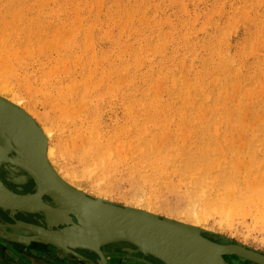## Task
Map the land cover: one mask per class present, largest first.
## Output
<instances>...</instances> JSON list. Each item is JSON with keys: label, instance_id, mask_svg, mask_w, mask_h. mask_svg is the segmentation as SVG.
I'll return each mask as SVG.
<instances>
[{"label": "rangeland", "instance_id": "rangeland-1", "mask_svg": "<svg viewBox=\"0 0 264 264\" xmlns=\"http://www.w3.org/2000/svg\"><path fill=\"white\" fill-rule=\"evenodd\" d=\"M5 1H6V3H5ZM98 1L99 0H80V1L79 0H65V1L64 0H49V1L48 0H41V1H38V0H0V34L3 32V30L5 32H6V30L8 31L6 36H5V34L3 36L1 35L2 39L1 38L0 39L3 41L0 40V45H3L7 41H10V40H15L14 42L17 43L19 41L20 37L22 36L21 33H22L23 29L24 30L28 29L34 35V37L25 35L26 38L32 39V41L30 42V45L27 49H29V51L34 49V52L33 51L31 52V53H33L32 55L29 54L30 53L29 51L27 53V50L26 51L24 50L25 52H23V51L21 52L22 57H20V58L23 59L22 60L23 66L17 65L19 68H16V69H18V70L14 69V71L15 70L17 71L16 75H19V77L17 78V76H15L14 78H16V79L12 78V79H14L12 81L13 82L12 86L18 90L17 93L19 94L20 98L21 99L24 98L21 101L22 104L28 110L30 109L34 113L37 112L36 118L39 122H41L44 125H46L47 122H49L48 126L51 127V129L55 135L53 145H55L54 143L56 142V146H55L56 151H57L56 152L57 153L56 159H58V161H56V163H57L56 165L58 166V169L62 168V173L67 174V170L70 168L69 169V171L71 172L70 177L73 178L72 176H74V174L76 173L75 177H77L78 179L81 178V181L84 183V184H82V182H81L82 186L84 185V187H83L84 190L87 191L91 195L99 196L100 194H103V196H108L109 198H111L115 202H118L121 204H132V199L134 197H138V198L144 197V201L145 200L148 201L149 199L154 201V202L160 201L172 209H178V208L183 209L187 205V203L189 202V199H190L189 197H191V199H192L194 196V193L190 191V188L194 187V186H198V185H189V182H188V179L186 178V175L183 174V170L185 169L186 164H188V163L192 164V162L195 163V159H200V163H202L201 157H202V160H204V161L206 160L208 162H213V161L215 162V165L212 169L211 176H210L211 180H213V182H215V183H217L220 180V177L222 176V174L223 175L225 173L227 174L230 166L234 162L237 163L240 161L243 164H241V167H240V163H239V167L241 168V170H239L240 168H238L239 173L241 175H243V174H248V172H250V174H251L250 178L256 179L258 172L261 170H264V163H263L264 159H263V162L257 164V162H259V160L261 161V159L264 156V141H263L264 140V113H263L264 112V80H263L264 79V20H263L264 19V0H252V1L251 0H143V1L142 0H129V1L128 0H117L118 2L116 0H104V1L102 0L103 4L99 1L101 3L100 5L102 6V8L98 7V6H100ZM141 1H142V3H140ZM45 2L49 7H47L46 4L44 6ZM42 3H43V5H42ZM97 3H98V6L96 5ZM40 4L42 5V7L43 6L44 7L41 8ZM65 4L67 5V7L65 6ZM91 4L93 5L92 7H91ZM29 6L30 7L33 6V8L32 7L29 8ZM63 6H65L66 9L63 8ZM146 6H147V8H146ZM251 6H252V8H251ZM26 7L28 9H31V10L33 9V11L28 10L27 13H23V11L24 12L26 11ZM37 7L39 8V10L37 9ZM90 7L92 8V10L89 11L88 9ZM241 7L243 8V10ZM67 8L69 10H67ZM98 8L101 9V11H100L101 13L97 12V11H99ZM145 8H146V10H145ZM17 10H18V12L19 11L22 12V14H21V12H19L20 13V16H18L19 18L17 17V14H18ZM122 10H123V12H122ZM56 11H58V12H56ZM245 11H246V15H245ZM48 12L50 14H48ZM60 12H61V15L58 14ZM78 12H79V14H78ZM76 13L78 14L77 16H79V17L81 16L82 19L79 18L80 20H77L76 18H78V17H76ZM128 13H131L130 17L127 16V15H129ZM36 14L38 15V17L36 16ZM134 14H135V16H134ZM194 14H196V15L194 16ZM57 15H59V16H57ZM143 15L145 17H143ZM70 16L73 18H71ZM98 16H100L99 17L100 19L98 18ZM131 16H132V20H133L132 24H131V22H132ZM253 16H255V17H253ZM35 17H36V19H35ZM127 17H129L130 19H128ZM150 17H152V18H150ZM11 18H12V20L8 21V19H11ZM14 18H18L17 21H19V22H16V24L13 23L15 21ZM56 18H58V19H56ZM68 18L70 19L69 22H68V20H69ZM2 19H4V21H2ZM31 19H33V20L31 21ZM46 19H47V21H46ZM59 19H61V20H59ZM119 19H121V20H119ZM127 19H128V23H125V22H127L126 21ZM239 19H240V21H239ZM72 20H73V22H72ZM236 20H237V22H236ZM101 21H103V22H101ZM112 21H114L115 24ZM163 21H165V23ZM194 21H196V23ZM7 22L9 24H7ZM65 22H67V23H65ZM78 22H79V24H81V25H79L80 28L77 27ZM228 22H229V25H227ZM92 23L94 25L96 23L95 28L93 27L94 25ZM5 24H6V27H4ZM12 24L15 25L14 28H12ZM130 24H131V27H130ZM88 25L89 26L91 25V27H92V29L90 27L89 31L93 30V32L90 31L91 33H93V35L92 34L90 35V38H92V37L94 38L93 39L94 43L92 41V45L94 46V44H95V46H94L95 52L92 51L93 49H91V46L89 47V44L91 45V43L86 44V42L90 39V38L86 39L87 37H89V36H87V33H89V32H87V28H86ZM123 25H125V26L122 28ZM193 25H196V27H193ZM136 26H137V28H136ZM202 26H204V27H202ZM64 28H66V29L70 28L71 30H73L72 31L73 34H70L68 37L66 36L65 40H64V35L62 34L63 37H62V40L60 39L61 40L60 41V40H58L59 39L58 34L61 35V33H62L61 31H63L62 29H64ZM72 28H74V29H72ZM76 28L79 29V32H78V29H76ZM217 28H218V30H217ZM12 29L14 30V32H11ZM138 29H140V30H138ZM197 29L199 30V32H197ZM34 30H35V32H34ZM56 30L58 31V34L56 33ZM108 30L109 31L111 30L110 35H109ZM229 30L230 31L232 30L231 33ZM76 31L78 32V35H76L77 37L74 36ZM132 31H134L135 33ZM54 32L56 33L54 35L55 36L57 35V38H55V36H54V38L52 37L53 41H55L56 43H58L60 41V44L58 43L60 45V47L57 45L58 47L55 48V50H54L55 52L52 51L53 48H51V47L53 46V44L51 45V42H53V41H52V38L50 39V37L52 36V34ZM66 32H68V34H69L70 30L69 31L67 30ZM165 32L167 33V35ZM196 32H197V34H196ZM209 32L211 33V35L209 34ZM40 33H41V36H40ZM107 33H108L109 37H108ZM212 33H214V35ZM224 33L227 35H224ZM71 35H73V38L71 37V41H70L69 37ZM224 36H227V37H224ZM43 38H44V41H43ZM73 39H74V41H73ZM84 39H86V40H84ZM147 39L149 41H147ZM49 40H51L50 43H48ZM186 40H187V42H186ZM202 40H203V44L200 43V42H202ZM46 42L51 47L47 46L48 44L46 45ZM88 42H90V41H88ZM244 42H246V45ZM129 43H131V44H129ZM252 43H253V46L251 45ZM39 44H40V46H39ZM82 44L87 45V48H86L87 50L83 49V51H82V47H81ZM44 45H45V47H44ZM116 45H118V47L119 46L120 47L118 48ZM126 45H127V47H126ZM129 45H131V46H129ZM37 46L39 48L42 47V49H43L42 52H44V53H41L40 55L38 54V57H37V52L40 53L41 49L39 50V48H38L36 50ZM54 46H55V43H54ZM61 46H62V48H61ZM163 46L165 47V49ZM207 46H208V49L205 48ZM211 46H212V48H211ZM244 46H246V47H244ZM46 47L47 48L49 47L51 50L50 51L48 49L45 50ZM201 47H203L204 49ZM241 47H244V48H241ZM31 48H33V49H31ZM239 48H240V50H239ZM56 49H58V50H56ZM243 49H244V51L246 50L245 54H244ZM255 49H256V51H255ZM138 50H139V52H138ZM252 51L254 53H251ZM156 52H157V54H156ZM138 53L143 55V56L138 55ZM63 54H65V55H63ZM75 54L76 55H82L81 56L82 58L80 56H78V58L79 57L81 58V61H80V59L78 60L80 62L77 61V66H75L76 63H75V65L71 63V60L75 61L78 59V58H75V56H76ZM92 54H94V56L96 54L95 58H97L96 60H98V61L102 57L104 59L102 61H99V62L97 61L98 63H96L97 64V66H96V64H95L96 60L95 59H92V61H90L91 57L93 56ZM23 55H25V56H23ZM61 55H63V56H61ZM107 55H108V57H107ZM116 55H118V56H116ZM244 55H245V57H244ZM32 56H35V60H34V57H32ZM123 56H124V58H122ZM139 56H141L143 59L141 57L139 59ZM205 56H208V57L206 58ZM209 56H211V57L209 58ZM119 57H120V59H119ZM150 57H152V59ZM212 57H214L216 61ZM51 58L54 60H51ZM65 58H67L68 60H67V63L64 65V63L62 61ZM183 58H185V60ZM192 58H194V59H192ZM88 59H89V62L91 63V65L93 64L92 67L95 66V68H93V69H95L93 71V73H96V74L99 73L101 76L103 74L107 75L109 73L108 70H111V72L114 70L115 73L122 74V72L125 71V69H123V65H124V67L127 65L126 66V69L128 67L127 76H125V74H124L126 71L123 73L124 77H123V75H121V76L125 79H128V80L131 79L135 83L134 85L137 88V90H136L137 91L136 92L137 93V102L135 104L134 103L132 104L133 105V108H132L133 114L131 116H129L126 113L127 107H130L129 104L128 105L124 104V105H126V107H125L124 105H121L119 103L120 102L119 100H113L114 102L111 100L112 101L111 105L113 107H116L117 105L118 106L116 108H113L111 106H110L111 107L110 108L108 106L107 109H104L105 112H104L103 118L98 123L100 127L98 126L96 128V130L98 132H96L95 129H93L95 126V123H93L90 119H89L90 123H87L84 126V128H79V127L75 126L73 124V122L71 121V119H68L70 117H67L66 120H64V118L61 117V121H60L59 109L56 108L57 107L56 104H57V100H58V94H60V95H61V93H62V95L66 94V93H63L62 91L60 92V88H61L60 84L61 83L60 82L58 83L59 79L62 78L63 76L67 77L68 75H71L70 73L73 70H78L79 72L82 70H84V71L88 70V66L85 63V61ZM108 59H109V63H108ZM191 60H192V62H191ZM221 60H223V62ZM26 61H28V62H26ZM34 61H36L37 63ZM135 61H136V64H135ZM231 61L234 63H232ZM68 62H69L68 66H73L72 69L66 68V72L62 71L63 67L65 68V66L68 64ZM203 62H204V64H203ZM82 63L84 64L83 67L81 65ZM110 63H115L113 69L110 66ZM128 64L130 66H128ZM141 64H142V66H141ZM55 65H57L58 71H59L58 73H61L60 75L57 73V71L55 69H53L55 67ZM57 67H56V69H57ZM103 68H104V70H103ZM161 68H162V70H161ZM27 69H29L30 71ZM48 69H51V72L53 70H55L54 72H56L55 74L57 76L55 77L54 73L52 72L53 76L50 75L51 77H49V80H52L51 82H53V84L44 87L42 85V78L43 77L42 78H40V77L42 76V73ZM68 69L71 71H69ZM202 69H204V70H202ZM248 69H249V71H248ZM29 72H30V74H29ZM32 72L36 73V74H34L35 76L32 74ZM24 73H28V74H24ZM67 73H69V74H67ZM205 73H206V75H205ZM195 76H197V77H195ZM10 77H11V75H10ZM24 77L28 78V79H23ZM35 77H36V79H35ZM145 77H146V81H145ZM201 77H202V79H201ZM203 77H205L204 80H203ZM150 80L152 83L150 82ZM214 80H216V82ZM29 81L31 83L32 82L34 83V84L32 83V87H30L31 84L29 85ZM105 81H106V78H105ZM138 81H139V83H138ZM140 81H142V82H140ZM239 81H241V85H240ZM12 82H11V84H12ZM157 83L160 85L158 86ZM194 83H195V85H194ZM234 83H235V85L237 84V86H235ZM54 84H55V86H54ZM260 84H262V85L260 86ZM27 85L29 86L28 88L30 90H28ZM39 85L41 88L39 87ZM183 85H185V87ZM187 85H189V87H187ZM37 86H38V88H36ZM61 86H63V85H61ZM34 87L37 90H35ZM53 87H55V88H53ZM181 87H183V88H181ZM56 88L59 89V93H58V90ZM149 88H151L152 91ZM187 88H189V89H187ZM181 89H182V91L180 92ZM235 89H236V91H235ZM248 89H250V90L248 91ZM34 90L38 92L37 95H35ZM41 90L47 91V92L44 93ZM48 90H49V92H48ZM153 90H154V92H153ZM186 90L187 91L189 90V92H188L189 97L186 96L187 95ZM224 91H225V93H224ZM51 92H52V94H50ZM150 92H152V93H150ZM247 92H249L248 95H246ZM251 93H252V95H251ZM229 94H231V95H229ZM233 94H235L234 98H233ZM52 95H53V97H52ZM151 95H152V97H150ZM19 96H18V98H19ZM196 96H197V98H196ZM205 96H207V97H205ZM29 97H31V99H29ZM155 97L159 98V99H156ZM37 98H38V100H37ZM161 98H162V100H161ZM206 98H208V99H206ZM237 98H239V99H237ZM249 98L251 99V101H249L250 100ZM26 99H28V100H26ZM183 99H185V100H183ZM173 101H175V102H173ZM43 102H44V104H43ZM117 102H118V104H117ZM142 102H143V107L141 106ZM185 102H186V104H185ZM155 103L157 105H155ZM181 106H184V107H181ZM215 107H217V109H215ZM45 110L48 112V114L46 113ZM134 110H135V112H134ZM182 110L183 111L185 110V111L182 112ZM42 111L43 112L45 111L44 113H46L47 116H45L44 113H42ZM204 111H206V112H204ZM201 112H204L203 113L204 115ZM138 113H140V114H138ZM200 113L203 116H205V114H206V118L202 117V115L200 116ZM229 113L231 114V117H230ZM115 114H117V115L115 116ZM136 114H138V115H136ZM260 114H261V116L263 114V116H262L263 118L260 116ZM51 115L53 116V118ZM133 115L135 117H133ZM40 117L43 118V121L40 120L41 119ZM45 117H47V119H49V120L46 121ZM79 117H80V115L78 116V118ZM172 117H173V119H172ZM258 117H260V118L258 119ZM244 118H246V119H244ZM51 119H52V121H51ZM113 119H114V122H113ZM115 119H116V121H115ZM135 120H137L138 122L137 121L134 122ZM165 120H167V121H165ZM244 120L246 123L244 122ZM86 121L88 122L87 119H86ZM230 121H231V123H230ZM155 122H156V124H155ZM62 123H64V124H62ZM239 123H240V125H239ZM54 124L56 127L54 126ZM128 125L131 129L128 127ZM144 125H145L146 129L144 128ZM148 125H150V126H148ZM214 125L218 126L217 130H214V129H216L214 127ZM247 125H250V127H248ZM253 126H254V128H253ZM143 128L145 129L144 132H143V130H144ZM79 129H81L82 135L85 134L87 136L86 137L87 140L84 141V144H83V142L81 143V141H82V138L84 139L85 135H84V137L83 136L81 137V140H80L81 135L80 136L75 135L76 133L80 132ZM90 129H91V131H90ZM98 129H100V130H98ZM128 129H130L131 131L127 132V131H129ZM136 129H137V131H136ZM207 129L209 130V132ZM242 129L243 130L246 129V130L243 131ZM261 129H262V131H261ZM122 130H125V131H122ZM146 130L148 132H146ZM167 130H168V132H167ZM86 131L87 132L90 131L89 132L90 134H88ZM214 131L215 132L217 131V132L215 133ZM239 131H242L243 134H241ZM63 132H64V134H63ZM95 132L97 133V135L99 133V135L101 137V138L99 137V140H102V144L99 142L98 139H96L97 136H96ZM120 132H124V133L121 134ZM202 133H203V135H202ZM213 133H214V136H213L214 138L212 137ZM233 133H234V135H233ZM138 134H140V135H138ZM205 134L207 135V138H206ZM72 135L75 137L74 139H73ZM89 135H91V136L88 137ZM115 135H116V138H115ZM161 135H163V136H161ZM135 136L136 137L139 136L138 139H136ZM140 136H141V138H140ZM130 137L133 139V141L130 140ZM144 137H145V139H144ZM199 137H200V139H201V137H203L202 140L203 139L204 140L201 141L199 139ZM204 137L209 142H207ZM88 138L89 139L91 138V140H88ZM121 139H122V141L124 140L123 142H125L124 143L125 145L122 144ZM127 139L132 142V145L129 143L131 145L130 147L128 146V142H130V141H128ZM147 139H148V141H147ZM261 139H263V140L261 141ZM74 140H76V141L74 142ZM137 140L139 142L138 144H137ZM57 141H60V142H57ZM94 141H96V142L94 143ZM108 141L111 142V144ZM117 142H119V143H117ZM148 142H150V143L148 144ZM58 143H60V145H58ZM120 143L122 144V146L125 147V148H123V147L121 148V149H124L123 150L124 152L121 151V149H119L121 147ZM239 143H240V145H239ZM61 144H63V145H61ZM66 144L68 145V147L66 146ZM70 144H72L74 147H72V145L70 146ZM99 144H101V145L99 146ZM106 144L109 146L107 147ZM204 144H206V145H204ZM89 145L90 146L94 145V148H92L90 150L91 152L89 151V149H90ZM115 145H117L118 147L116 146L117 148H115ZM148 145H150L151 147L149 148ZM156 145L158 147H160V149L158 147H156ZM229 145H231V146H229ZM60 146H62V147H60ZM64 146L67 147V149L64 148ZM173 146H174V148H172ZM201 146L202 147L208 146L207 147L208 149L205 147V149L208 151V153H207V151H205L204 148L201 149L202 148ZM86 147L88 148L87 150H86ZM98 147H99V149H98ZM141 147H142L143 151L140 150ZM240 147H242V148H240ZM255 147H256V150H255ZM59 148L62 149L63 151H65L64 152L65 155L62 151L60 152ZM107 148H108V150H106ZM170 148L172 149V151L175 149V153H173ZM251 148L253 149L252 151H251ZM72 149H74V150H72ZM109 149H111V151H112L111 155H109L107 153L108 157L111 156V158H109L110 160L106 158L107 157L106 151L110 153ZM150 149H152V150H150ZM187 149H189V150L187 151ZM220 149H221V151H220ZM230 149H231V151H230ZM149 150H150V152H149ZM237 150H238V152H237ZM72 151H74V154H75V152H77V154L74 155L72 153ZM85 151L87 153L88 152H90V153L86 154ZM126 151L127 152L130 151V153H127V154H129L127 157L125 156ZM93 152L95 153L94 155H93ZM133 152H136V155H135V153L133 155ZM199 152H200V154H199ZM220 152H221V156H220ZM256 152H257V154H255ZM59 153L60 154L62 153L64 155L65 159L62 158L63 157L62 154L60 155ZM98 153H99V156H98ZM182 153H183V155H182ZM191 153H193V155H191ZM84 154H85V157L81 158V156H83ZM167 154H170V155H167ZM214 154H215V156H214ZM103 155L105 156V158L103 157L104 159L101 157ZM199 155H201V156H199ZM204 155L205 156L209 155V156L205 157ZM230 155H232V156H230ZM162 156L165 158H163ZM169 156H170V161L168 162ZM192 156L194 157L193 160H192ZM195 156H197L198 158ZM229 156L231 158L232 157L233 158L231 159ZM93 157H95V158H93ZM158 157L160 159L163 158V159H161L162 162ZM166 157L168 158V160ZM221 157L223 158L224 161L221 160ZM241 157H242V159H241ZM100 158H101V160H100ZM219 158L221 161L218 163L216 161L217 160L219 161ZM258 158H259V160L257 161L256 159H258ZM62 159H64L65 161ZM102 159L106 161L107 167L104 165L103 168H105V171L108 170V172H109V174L107 173L108 176H105V175H104L105 177L101 176V174L102 173L104 174L105 171H103V170L100 171V168H98L99 169L98 172L94 173L91 177H88V175L85 174L86 172H84V170L86 168L88 169V167L94 161H97L98 164L100 165L101 164L100 161H102ZM146 159H149V160L147 161ZM164 159L167 160L166 161L167 163L164 162L165 161ZM144 160H145V162H144ZM230 160H232V161H230ZM157 161L161 162L162 164L165 163L163 165L165 172H162L161 174H159L160 178L166 177L169 179L168 181L171 182L170 184L175 183L176 185H178V184L180 185V186H177V189H176L175 185H173L175 188H173L172 192L169 191L170 190L169 188L171 187V185H167L165 183L162 184V183H158V182H149V181L144 179L146 181L145 182L142 179L144 177L149 178L152 175V172L154 170L153 164L157 163ZM9 163L12 164L11 162H9ZM142 163H144V164L142 165ZM184 163H185V165H184ZM217 163L219 164V168L218 167L216 168V166H218ZM221 163H224V164H221ZM253 163H254V165H253ZM139 164H141L143 167L139 168L140 167ZM228 164H229V166H228ZM73 165H75V167L77 169L75 167H73ZM133 165H134V167H133ZM174 165H177V166H174ZM257 165H258V167H257ZM243 166H244L245 170H244ZM224 167L227 171L224 169ZM249 167L250 168L252 167L251 170L249 169ZM15 168L18 169V166L15 165ZM107 168H109V169H107ZM132 168H133V170H132ZM182 168H183V170H181ZM214 168H215V170H214ZM87 169H86V171H87ZM218 169H220V170H218ZM221 169H222V171H221ZM112 170L113 171L115 170V171L113 172ZM74 171H75V173H74ZM133 171H134V173H133ZM220 172H222V173H220ZM130 174L133 175V178H132L133 182H131L132 175L130 177L129 176ZM203 174L205 175L204 170L195 171L194 177L196 178V181H198V178L204 177ZM212 174H214V176L217 174L216 175L217 178L219 176L220 177L218 179L217 178L215 179V177L212 176ZM143 175H144V177H142ZM115 176L118 177L120 180L118 178H115ZM126 176H128L127 180H126ZM2 177H4L7 180V178L4 174H2ZM99 177L100 178L102 177L104 181L100 182ZM180 177H182L181 182H185V181L186 182L183 184L181 182L178 183V181H180L179 180ZM171 178H172V180H170ZM74 180H77V179L75 178ZM78 181H80V179ZM95 181L97 182L96 184H95ZM119 181H120V183H118ZM121 181H123V182H121ZM7 182L11 183L18 190H23V188L20 189L21 187L30 186L28 183L19 185V184H14L10 181H7ZM101 183H103L104 185ZM134 183H135V185H134ZM131 184H133L132 188L130 187ZM118 185H119V188L117 187ZM138 185L141 186L142 188L138 187ZM31 186L35 187V185H31ZM101 186H103V187H101ZM112 186H114V187H112ZM228 186L230 189L228 188ZM233 186L234 187L236 186V187L234 188ZM233 186L232 185H213V187H215V188L217 187L221 191H228V192L230 191L229 192L231 194L230 196H232L234 198L235 195L239 196L242 194L241 192H243V189H242L243 185H233ZM254 186H256L255 188H257V186H258V190L255 189V191H256L255 193H257V191H258V193H260L261 190H263V194H264V188H262V187H264V185H254ZM260 186H262V187L259 189ZM98 187H100L103 192ZM178 187H179V189H178ZM250 187L252 189L254 188L253 185H250ZM128 188H129V190H128ZM233 188L236 191L233 190ZM105 189L107 190L106 192H108V193H106L104 191ZM141 189L144 192H142ZM112 191H113V193H111ZM132 191H134V192H132ZM234 191H235V193H232ZM105 193H106V195H105ZM138 193H140V194L138 195ZM133 194H134V196H133ZM123 195H126V196H123ZM215 198H216V193H215V191H213L207 195V197L205 198L206 199L205 201L206 202L212 201ZM233 198H232V200H233ZM169 204H171V205H169ZM0 210L3 213V215L0 214V224H1V226H0V264H98L96 262V260L98 259V256H96L93 252H89V251L86 252L87 250H82V251H85L84 254L78 252L77 250H71L70 252H64V251H61L60 249H57V248L50 246V244H48V243H43L41 241L32 240L31 238H32L33 234L30 231H28L27 229H25V227L22 228V226L20 227L18 225L16 219L13 216L14 214H17L15 211H10L8 209H3L1 207H0ZM236 211H237V213H239L238 214L239 216L236 215ZM246 211H245V213H248V211H250V212L252 211V212L250 215L246 214L247 216H245V217L243 216V214H242V216H240V210H238V209L234 211V214H233V212H232V214L229 213V215H228L229 217H231V215L236 216V217H233V219L228 218V216L226 217V218H228V223L230 225L226 224V222L224 221V220H226L224 215L219 214V213H217V215H216V213H215L212 216L211 215L208 216L206 218V220H204L205 221L204 227L208 230V232H211V233L217 235L218 241L228 242L229 240H231L232 242H235V243L241 242L243 244H246L247 246L249 245V247H251V248H255V249L259 250L260 252H264V230H263L264 229V222L259 220L258 216H257V218L256 217L254 218L253 215L258 213V211L256 213H254V211H256L254 208H253V210L250 209V210H246ZM19 213L22 214L23 216L27 217V218L29 217V218H32V219L37 220L38 222L42 223V219H41L40 214H28V213H21V212H19ZM158 213L160 215L165 214L163 216L167 215L166 212H164L163 210L158 211ZM38 215L40 216V218H38L39 217ZM221 218H223V220ZM257 219L259 221H257ZM231 220L233 221V224L231 223L232 222ZM223 222H225V224H226V226H224L225 224L223 225L224 227L222 226V224L220 225V223H223ZM256 222H257V224H256ZM258 222H259V224L263 223V224H261V226L263 225L262 226L263 232L260 231L261 226L258 225ZM231 224H232V227H231ZM247 225H249V226H247ZM253 225L255 228L253 227ZM256 225H258V226H256ZM16 240H18V241H16ZM104 248H106L105 251L107 253L112 254L111 256L109 255L110 256L109 260H110V262L113 261V264L115 262H119L116 259L122 258L121 255H128L129 254V253H127L126 250L123 249L124 247L123 248L121 247V245L117 246L115 244H112V245L106 246ZM107 250H109V251H107ZM134 264H141V263H134Z\"/></svg>", "mask_w": 264, "mask_h": 264}, {"label": "bare ground", "instance_id": "bare-ground-1", "mask_svg": "<svg viewBox=\"0 0 264 264\" xmlns=\"http://www.w3.org/2000/svg\"><path fill=\"white\" fill-rule=\"evenodd\" d=\"M38 1H41V0H38ZM49 1V0H48ZM65 1V0H64ZM80 1V0H79ZM102 4H103V2H102V0H99ZM98 1V3H99V5L101 4L100 2ZM104 1V0H103ZM117 1V0H116ZM129 1V0H128ZM143 1V0H142ZM142 1L140 2V3H142ZM252 1V0H251ZM35 2V1H34ZM115 2V1H114ZM113 2V3H114ZM118 2V1H117ZM254 2V1H253ZM5 3H6V1H5ZM98 3L96 4L97 6H98ZM45 4H46V2L44 3V6H45ZM111 4V3H110ZM109 4V5H110ZM119 4V3H118ZM29 5V4H28ZM42 5H43V3H42ZM42 5L40 4V7L41 8H43L42 7ZM47 5V4H46ZM65 6L67 7V5L65 4ZM65 6H63V8H65L66 9V7ZM93 5L91 4V7H92ZM239 6V5H238ZM32 8H33V6H31ZM30 6H29V8H31ZM47 7H49L48 5H47ZM78 7V6H77ZM76 7V8H77ZM89 8L88 10L90 11V10H92V8ZM98 7H100V8H102V6L100 5V6H98ZM52 8V7H51ZM107 8V7H106ZM105 8V9H106ZM112 8V7H111ZM127 8V7H126ZM146 8H147V6H146ZM146 8H145V10H146ZM238 8V7H237ZM242 8V7H241ZM251 8H252V6H251ZM37 9L39 10V8L37 7ZM79 9V8H78ZM104 9V10H105ZM20 10V9H19ZM33 11V9L31 10V9H28L27 7H26V11L24 12L23 11V13H27V11ZM58 10V9H57ZM61 10V9H60ZM63 10V9H62ZM67 10H69L68 8H67ZM66 10V11H67ZM72 10V9H71ZM98 10L99 11H97V12H99V13H101L100 11H101V9H99L98 8ZM125 10V9H124ZM242 10H243V8H242ZM44 11V10H43ZM64 11V10H63ZM77 11V10H76ZM88 11V12H89ZM96 11V10H95ZM220 11V10H219ZM17 12H18V10H17ZM19 12H21V11H19ZM18 12V14H17V17L18 16H20V13ZM42 12V11H41ZM54 12V11H53ZM56 12H58V11H56ZM122 12H123V10H122ZM195 13V12H194ZM21 14H22V12H21ZM48 14H50L49 12H48ZM59 15H61V12L60 13H58ZM78 14H79V12H78ZM77 13H76V17H78V18H76L77 20H80V19H82L81 18V16L79 17V16H77L78 15ZM97 14V13H96ZM123 14V13H122ZM129 15H127V16H129L130 17V15H131V13H128ZM249 14V13H248ZM59 15H57V16H59ZM68 15V14H67ZM100 15V14H99ZM151 15V14H150ZM196 14H194V16H195ZM199 15V14H198ZM245 15H246V11H245ZM256 15V14H255ZM36 16L38 17V15L36 14ZM69 16V15H68ZM67 16V17H68ZM134 16H135V14H134ZM152 16V15H151ZM200 16V15H199ZM211 16V15H210ZM243 16V15H242ZM71 17V16H70ZM100 16H98V18H99ZM121 17V16H120ZM129 17H127L128 19H130ZM143 17H145L144 15H143ZM229 17V16H228ZM235 17V16H234ZM253 17H255V16H253ZM19 18V17H18ZM18 18H14V22L13 23H15L16 24V22H19V21H17L18 20ZM47 18V17H46ZM71 18H73V17H71ZM80 18V19H79ZM115 18V17H114ZM150 18H152V17H150ZM35 19H36V17H35ZM56 19H58V18H56ZM69 19V18H68ZM100 19V18H99ZM116 19V18H115ZM128 19L126 20L127 22H125V23H128ZM196 19V18H195ZM257 19V18H256ZM10 20H12V18L11 19H8V21H10ZM33 19H31V21H32ZM50 20V19H49ZM59 20H61V19H59ZM119 20H121V19H119ZM131 20H132V16H131ZM174 20V19H173ZM264 20V19H263ZM2 21H4V19H2ZM46 21H47V19H46ZM52 21V20H51ZM70 21V19L68 20V22ZM239 21H240V19H239ZM257 21V20H256ZM72 22H73V20H72ZM101 22H103V21H101ZM114 24H115V22L114 21H112ZM142 22V21H141ZM164 23H165V21H163ZM195 23H196V21H194ZM234 22V21H233ZM232 22V23H233ZM236 22H237V20H236ZM65 23H67V22H65ZM133 23V20H132V22H131V24ZM168 23V22H167ZM218 23V22H217ZM235 23V22H234ZM258 23V22H257ZM7 24H9L8 22H7ZM42 24V23H41ZM93 24V23H92ZM91 24V25H92ZM131 24H130V27H131ZM238 24V23H237ZM29 25V24H28ZM37 25V24H36ZM79 25H81V24H79V22H78V26L77 27H79ZM91 25L88 27H86L87 28V32H89V33H87V36H89V37H87L86 39H89L90 38V35L92 34L93 35V33H91V32H93V30L90 32L89 31V29H90V27H91ZM94 25V24H93ZM92 25V26H93ZM207 25V24H206ZM217 25V24H216ZM227 25H229V22H228V24ZM239 25V24H238ZM95 26H96V23H95V25L93 26L94 28H95ZM106 26V25H105ZM125 25H123L122 26V28L124 27ZM182 26V25H181ZM186 26V25H185ZM232 26V25H231ZM258 26V25H257ZM4 27H6V24L4 25ZM15 27V25L14 24H12V28H14ZM98 27V26H97ZM129 27V28H130ZM193 27H196V25H193ZM202 27H204V26H202ZM80 28V27H79ZM99 28V27H98ZM136 28H137V26H136ZM187 28V27H186ZM185 28V29H186ZM4 29V28H3ZM6 29V28H5ZM58 29V28H57ZM66 28H64V29H62L63 31H61L62 33H61V35L63 34L64 35V40L66 39L65 37L67 36H69L70 34H73V30H71L70 28L69 29H66ZM72 29H74V28H72ZM76 29H78V28H76ZM91 29H92V27H91ZM111 29V28H110ZM180 29V28H179ZM194 29V28H193ZM202 29V28H201ZM200 29V30H201ZM214 29V28H213ZM234 29V28H233ZM255 29V28H254ZM59 30V29H58ZM65 30V31H64ZM69 31L70 30V33L68 34V32H66V31ZM137 30V29H136ZM138 30H140V29H138ZM184 30V29H183ZM215 30V29H214ZM217 30H218V28H217ZM18 31V30H17ZM83 31V30H82ZM109 31V30H108ZM111 31V30H110ZM109 31V35L111 34V32ZM220 31V30H219ZM230 31V30H229ZM232 31V30H231ZM231 31H230V33H231ZM7 30H6V32L3 30V32L0 34V38L2 39V37H1V35L3 36L4 34H5V36H6V34H7ZM11 32H14V30L12 29V31ZM34 32H35V30H34ZM72 32V33H71ZM78 32H79V29H78ZM78 32L76 31L75 32V35L74 36H76V35H78ZM104 32V31H103ZM132 32H134V31H132ZM169 32V31H168ZM197 32H199V30L197 29ZM197 32H196V34H197ZM213 32V31H212ZM18 33V32H17ZM56 33L58 34V31L56 30ZM55 32L52 34V36L50 37V39L53 37L54 38V34H56ZM65 33V34H64ZM77 33V34H76ZM135 33V32H134ZM166 33V32H165ZM227 33V32H226ZM19 34V33H18ZM123 34V33H122ZM209 34L211 35V33L209 32ZM213 35H214V33H212ZM253 34V33H252ZM255 34V33H254ZM16 35V34H15ZM21 37H20V39H19V41L17 42V43H15L14 41L15 40H10V41H7L5 44H3V45H0V171H1V174H4L5 176H6V178H7V181H10V182H16L17 184H29L30 186L31 185H37L36 187H34V190L33 191H31V189H30V191H28L27 193H25V194H19V192H14V190L12 191V190H10V186H9V188H7L6 186H5V184H4V182H3V179H2V176H0V203L1 204H4L3 205V207L4 208H8V207H10L11 209H10V211H15L17 214L19 213V211H18V208L17 207H14V206H12V204H16V205H18V206H20V207H23V208H26V209H29V210H32V211H35V213L34 214H40L41 215V219H42V224L41 225H37V224H32V223H23V224H25V225H27V226H31L32 228H38L40 231L42 230V231H50V232H54V233H57L60 237H61V239L62 240H64L66 243H68V244H70V246H71V244H73V245H76V244H80V243H88V244H90V246H94L98 241V238H99V236L100 235H102V231L103 230H106V229H113V230H118V231H120L121 229H119V228H121L120 226H123V223L124 222H122V221H120V219L118 218V216L116 215L115 217V219H114V221H113V223H103V222H99L98 220H96V217H95V215L92 217V219H91V222L95 225V226H91V222L90 223H88L86 226H83V225H81L80 223H78V220H77V218L73 215V213L72 212H76L77 214H79V215H82V217H84V218H86L87 219V216L86 215H88V214H94V213H100V214H105L106 212H103V211H99L98 210V212H94V207L91 205V204H89V203H87L86 202V199L87 198H91V199H93V200H97V201H101V202H104V203H107V204H111V205H114V206H117V207H120V208H125V209H128V210H132V211H136V212H139V213H141V214H144V215H148V216H151V217H155V218H159V219H161V220H165V221H168V222H171V223H174V224H176V225H178V226H180V227H185V228H188L189 230H192V231H194L195 233H197V234H199V235H201V236H203L204 238H206V240L209 242V243H211V244H215V245H217V247H220V246H229V247H231L233 250H230V251H228L227 253H223V254H218L217 256H214V260H215V262L216 263H218L217 262V260L218 259H220L221 260V262L223 263V264H264V252H260L259 250H257V249H255V248H251V247H249V245L247 246L246 244H243V243H241V242H239L240 244H237V243H235V242H227V243H224V241L223 242H220V241H218V240H215L214 238H211L206 232H208V230L204 227V220H206V218L208 217V216H212L213 214H215L216 213V215H217V213H219V214H222V215H224L225 216V219L226 220H224L225 222H226V224H229L228 223V218H232L233 219V217H236V216H233V215H231V217H229L228 215H229V213H231L232 214V212H233V214H234V211L235 210H240V216H242V214H243V216L245 217V216H247V215H250L251 214V212L250 211H248V213H245V211L246 210H253V208L256 210V211H254V213H256L257 211H258V213L257 214H254L253 216H254V218L256 217L257 218V216H258V218H259V220H261L262 222H264V194H263V190H261V192L260 193H258V191H257V193H255L256 191H255V189L256 190H258V186H257V188H255L256 186H254V185H264V170H261V171H259L258 172V175H257V177H256V179H251L250 178V176H251V174H250V172H248V174H243V175H241L240 173H239V170H241V164H243V163H241V161L240 162H237V163H233L231 166H230V168H229V170H228V172H227V174L225 173L224 175L222 174V176L220 177V180L217 182V183H215V182H213V180H211V178H210V176H211V172H212V169H213V167H214V165H215V162L213 161V162H208V161H204V160H202V157H201V161H202V163H200V159H195V163H193L192 161V164H186L185 165V163H184V165H185V169L183 170V168L181 169V170H183V174L184 175H186V178L188 179V182H189V185H198V186H194V187H191L190 188V191L191 192H193L194 193V196H193V198L191 199V197H189L190 199H189V202L187 203V205L183 208V209H172V208H169L167 205H165V204H163V202H158V201H156V202H154V201H152V200H145L144 201V197L143 198H138V197H134L133 199H132V204H121V203H118V202H115L114 200H112L111 198H109L108 196H103V194H100L99 196H94V195H91V194H89L87 191H85L84 190V185L82 186V184H84L82 181H81V178H79L80 179V181H78L79 179L77 178V177H75L76 176V173H75V171H74V176H72L73 178H71L70 177V175H71V172L69 171V169L67 170V174H63L62 173V168L60 169H58V166L56 165L57 163H56V161H58V159H56L57 158V151H56V142L54 143L55 145H53V141H54V139H55V135H54V133H53V131H52V129H51V127L50 126H48V123L49 122H47V124L46 125H44V124H42L41 122H39L38 120H37V118H36V114H37V112L36 113H34V112H32V110H28L23 104H22V100L24 99V98H20V96H19V94L17 93L18 92V90L16 89V88H14L12 85H13V80L14 79H16V78H14L15 76H17V78L19 77V75H16V70H18V69H16V68H19L17 65H19V66H21L22 65V58H20V57H22L21 55H22V51L23 52H25L26 50H27V53H28V51H29V49H27L28 47H29V45H30V42L32 41V39H28V38H26V36L25 35H27V36H31V37H34V35L28 30V29H23V31H22V33H21ZM59 35V39L58 40H62V37H63V35L61 36L60 34H58ZM107 35H108V33H107ZM109 35H108V37H109ZM166 35H167V33H166ZM172 35V34H171ZM209 35V36H210ZM224 35H227V34H225L224 33ZM229 35V34H228ZM40 36H41V33H40ZM39 36V37H40ZM49 36V35H48ZM208 36V37H209ZM262 36V35H261ZM8 37V36H7ZM16 37V36H15ZM61 37V38H60ZM71 37L73 38V35H71L69 38V40L71 41ZM77 37V36H76ZM130 37V36H129ZM191 37V36H190ZM215 37V36H214ZM224 37H227V36H224ZM252 37V36H251ZM30 38V37H29ZM48 38V37H47ZM53 38H52V41H53ZM55 38H57V35L55 36ZM167 38V37H166ZM0 39V40H1ZM86 39H84V40H86ZM94 38L92 37V38H90L88 41H90V42H86V44H89V43H91V45L89 44V47L91 46V49H93L92 51L93 52H95L94 51V46H95V44H94V46L92 45V41H93V43H94V40H93ZM174 39V38H173ZM247 39V38H246ZM60 40V41H61ZM76 40V39H75ZM167 40V39H166ZM192 40V39H191ZM227 40V39H226ZM1 41H3V40H1ZM43 41H44V38H43ZM50 41L51 40H49V42L48 43H50ZM60 41L58 42L59 44H60ZM73 41H74V39H73ZM100 41V40H99ZM147 41H149L148 39H147ZM216 41V40H215ZM39 42V41H38ZM186 42H187V40H186ZM223 42V41H222ZM2 43V42H1ZM45 43V42H44ZM47 42H46V45L48 44ZM54 43H55V46H54ZM58 43H56L55 41H53V42H51V45L53 44V46L51 47L49 44L47 45V46H49V47H51V48H53L52 49V51H54L55 50V48L56 47H60V45L58 44ZM161 43V42H160ZM200 43H202L203 44V40H202V42H200ZM245 43V45H246V42H244ZM86 44H82L81 45V47H82V51H83V49H86L87 48V45ZM117 44V43H116ZM129 44H131V43H129ZM164 44V43H163ZM58 45V46H57ZM157 45V44H156ZM212 45V44H211ZM252 46H253V43L251 44ZM39 46H40V44H39ZM42 46V45H41ZM117 47H118V45H116ZM129 46H131V45H129ZM196 46V45H195ZM215 46V45H214ZM213 46V47H214ZM31 47V46H30ZM44 47H45V45H44ZM45 48V50H51L50 48ZM120 47V46H119ZM118 47V48H119ZM126 47H127V45H126ZM157 47V46H156ZM164 47V46H163ZM210 47V46H209ZM221 47V46H220ZM244 47H246V46H244ZM244 47H241V48H244ZM39 47L37 46V48H36V50L38 49ZM61 48H62V46H61ZM74 48V47H73ZM129 48V47H128ZM140 48V47H139ZM201 48H203V47H201ZM205 48H207L208 49V46L207 47H205ZM211 48H212V46H211ZM253 48V47H252ZM31 49H33V48H31ZM41 49V51H40V53L39 52H37V57H38V54L40 55L41 53H44V52H42V47H40L39 48V50ZM127 49V48H126ZM125 49V50H126ZM133 49V48H132ZM164 49H165V47H164ZM204 49V48H203ZM25 50V51H24ZM38 50V51H39ZM56 50H58V49H56ZM74 50V49H73ZM87 50V49H86ZM141 50V49H140ZM194 50V49H193ZM239 50H240V48H239ZM34 52V49L33 50H30L29 52V54L30 55H32L33 53H31V52ZM62 51V50H61ZM106 51V50H105ZM110 51V50H109ZM112 51V50H111ZM160 51V50H159ZM243 51H244V49H243ZM246 51V50H245ZM245 51H244V54H245ZM255 51H256V49H255ZM55 52V51H54ZM138 52H139V50H138ZM142 52V51H141ZM148 52V51H147ZM158 52V51H157ZM157 52H156V54H157ZM204 52V51H203ZM240 52V51H239ZM238 52V53H239ZM21 53V54H20ZM84 53V52H83ZM110 53V52H109ZM251 53H254L253 51L251 52ZM108 54V53H107ZM124 54V53H123ZM63 55H65V54H63ZM63 55H61V56H63ZM76 55V54H75ZM93 56H94V54H92ZM105 55V54H104ZM138 55H141V54H139L138 53ZM162 55V54H161ZM206 55V54H205ZM216 55V54H215ZM23 56H25V55H23ZM78 56H82V55H76L75 56V58H78ZM92 56V57H93ZM95 56H96V54H95ZM95 56L92 58L91 57V60L90 61H92V59H97V58H95ZM110 56V55H109ZM116 56H118V55H116ZM141 56H143V55H141ZM141 56H139V59H140V57ZM238 56V55H237ZM32 57H34V60H35V56H32ZM48 57V56H47ZM78 58L77 60H71V63L72 64H74L75 65V63H76V65L75 66H77V61L80 59V61H81V58ZM107 57H108V55H107ZM111 57V56H110ZM114 57V56H113ZM184 57V56H183ZM206 58L208 57V56H205ZM211 56H209V58H210ZM242 57V56H241ZM244 57H245V55H244ZM248 57V56H247ZM24 58V57H23ZM115 58V57H114ZM122 58H124V56L122 57ZM142 58V57H141ZM151 59H152V57H150ZM204 58V57H203ZM212 58H214V57H212ZM46 59V58H45ZM86 59V58H85ZM101 59V60H100ZM99 59V61H102L104 58L102 57V58H100ZM113 59V58H112ZM116 59V58H115ZM119 59H120V57H119ZM143 59V58H142ZM150 59V60H151ZM184 60H185V58H183ZM182 59V60H183ZM192 59H194V58H192ZM51 60H54V59H52L51 58ZM56 60V59H55ZM67 58H65L62 62L64 63V65L67 63ZM214 60H215V58H214ZM238 60V59H237ZM241 60V59H240ZM33 61V60H32ZM80 61H78V62H80ZM98 60H96L95 61V64L96 63H98L97 62ZM113 61V60H112ZM137 61V60H136ZM136 61H135V64H136ZM148 61V60H147ZM216 61V60H215ZM222 62H223V60H221ZM26 62H28V61H26ZM34 62H36V61H34ZM191 62H192V60H191ZM208 62V61H207ZM214 62V61H213ZM232 62V61H231ZM25 63V62H24ZM30 63V62H29ZM37 63V62H36ZM41 63V62H40ZM49 63V62H48ZM62 63V64H63ZM85 63L87 64V66H88V70H86V71H84V70H82V71H78V70H73L70 74L71 75H68L67 77L65 76H63L62 78H60L59 79V81H58V83L60 82L61 84H60V92L62 91L63 93H66L65 95H62V93H61V95L60 94H58V100H57V109H59V118H60V121H61V117H63L64 118V120H66V118L67 117H70V118H68V119H71V121L73 122V124L75 125V126H77V127H79V128H84V126L87 124V123H90V120L93 122V123H95V126H94V128L93 129H95V131L96 132H98L97 130H96V128L99 126V121L103 118V115H104V112H105V110L104 109H107L108 108V106L110 107H113L112 105H111V102L113 101V100H119L120 102V104L121 105H124V104H126V105H128L129 104V106L130 107H127V114L129 115V116H131L132 114H133V110H132V108H133V103L135 104L136 102H137V88L135 87V83L130 79V80H128V79H125V78H123L124 77V74H125V76H127V69H128V67H127V69H126V66L124 67V65H123V69H125V71H123L122 72V74H118V73H115L114 72V70L111 72V70H108V74L107 75H105V74H103L102 76L99 74V73H93V71L95 70V69H93V68H95V66H93L92 67V65H91V63L89 62V59L88 60H86L85 61ZM102 63V62H101ZM108 63H109V59H108ZM107 63V64H108ZM186 63V62H185ZM212 63V62H211ZM232 63H234V62H232ZM34 64V63H33ZM46 64V63H45ZM114 64L115 63H110V66L112 67V69H113V67H114ZM134 64V65H135ZM161 64V63H160ZM183 64V63H182ZM181 64V65H182ZM203 64H204V62H203ZM213 64V63H212ZM226 64V63H225ZM40 65V64H39ZM44 65V64H43ZM69 65V62H68V64L65 66V68L63 67V70L62 71H65L66 72V68H71L72 69V67L73 66H68ZM82 65V67L84 66V64L82 63L81 64ZM106 65V64H105ZM163 65V64H162ZM209 65V64H208ZM227 65V64H226ZM23 66V65H22ZM28 66V65H27ZM63 66V65H62ZM96 66H97V64H96ZM128 66H130L129 64H128ZM138 66V65H137ZM141 66H142V64H141ZM161 66V65H160ZM210 66V65H209ZM56 67H57V65H55V67L53 68V69H55L56 71H57V73L59 72L58 71V67H57V69H56ZM81 67V66H80ZM163 67V66H162ZM183 67V66H182ZM206 67V66H205ZM228 67V66H227ZM36 68V67H35ZM40 68V67H39ZM76 68V67H75ZM92 68V69H91ZM175 68V67H174ZM192 68V67H191ZM210 68V67H209ZM14 69H16L15 71H14ZM37 69V68H36ZM68 69V70H69ZM101 69V68H100ZM122 69V70H123ZM208 69V68H207ZM20 70V69H19ZM27 70H29V69H27ZM55 70H53L52 72L54 73V75H55V77L57 76L55 73L56 72H54ZM103 70H104V68H103ZM161 70H162V68H161ZM183 70V69H182ZM202 70H204V69H202ZM221 70V69H220ZM14 73H13V72ZM30 71V70H29ZM34 71V70H33ZM69 71H71V70H69ZM174 71V70H173ZM206 71V70H205ZM248 71H249V69H248ZM52 72H51V69H48V70H45L43 73H42V76L40 77V78H42V85L45 87V86H48V85H51V84H53V82H51L52 80H49V77H51V76H53L52 75ZM68 72V71H67ZM111 72V73H110ZM125 72V73H124ZM12 73V74H11ZM69 73H67V74H69ZM105 73V72H104ZM124 73V74H123ZM24 74H28V73H24ZM23 74V75H24ZM29 74H30V72H29ZM32 74L34 75V74H36V73H33L32 72ZM31 74V75H32ZM59 75L61 74V73H58ZM181 74V73H180ZM197 74V73H196ZM199 74V73H198ZM10 75H11V77H10ZM51 75V76H50ZM63 75V74H62ZM121 75H123V77L121 76ZM139 75V74H138ZM200 75V74H199ZM198 75V76H199ZM205 75H206V73H205ZM25 76V75H24ZM29 76V75H28ZM35 76V75H34ZM151 76V75H150ZM195 77H197V76H195ZM12 78H14V79H12ZM30 78V77H29ZM38 78V77H37ZM39 78V79H40ZM105 78H106V81H105ZM135 78V77H134ZM171 78V77H170ZM204 78L205 77H203V80H204ZM23 79H28V78H23ZM35 79H36V77H35ZM56 79V78H55ZM152 79V78H151ZM180 79V78H179ZM201 79H202V77H201ZM263 79V78H262ZM139 80V79H138ZM171 80V79H170ZM202 80V81H203ZM264 80V79H263ZM25 81V80H24ZM31 81V80H30ZM29 81V85H30V87H32V83ZM47 81V82H46ZM145 81H146V77H145ZM208 81V80H207ZM215 82H216V80H214ZM11 82H12V84H11ZM35 82V81H34ZM46 82V83H45ZM140 82H142V81H140ZM150 82H151V80H150ZM175 82V81H174ZM173 82V83H174ZM214 82V83H215ZM138 83H139V81H138ZM152 83V82H151ZM184 83V82H183ZM239 83H240V85H241V81H239ZM28 84V83H27ZM34 84V83H33ZM127 84V85H126ZM158 84V83H157ZM156 84V85H157ZM200 84V83H199ZM202 84V83H201ZM255 84V83H254ZM25 85V84H24ZM61 85H63V86H61ZM126 85V86H125ZM151 85V84H150ZM160 84H158V86H159ZM194 85H195V83H194ZM234 85H235V83H234ZM262 84H260V86H261ZM42 86V87H43ZM54 86H55V84H54ZM184 87H185V85H183ZM197 86V85H196ZM203 86V85H202ZM235 86H237V84L235 85ZM29 86L27 85V88H28ZM39 87H40V85H39ZM151 87V86H150ZM157 87V86H156ZM187 87H189V85H187ZM35 88V87H34ZM36 88H38V86L36 87ZM35 88V90H37ZM41 88V87H40ZM53 88H55V87H53ZM172 88V87H171ZM181 88H183V87H181ZM200 88V87H199ZM202 88V87H201ZM250 88V87H249ZM57 90H58V93H59V89L58 88H56ZM150 90H151V88H149ZM156 89V88H155ZM154 89V90H155ZM158 89V88H157ZM173 89V88H172ZM185 89V88H184ZM187 89H189V88H187ZM204 89V88H203ZM227 89V88H226ZM225 89V90H226ZM261 89V88H260ZM28 90H30L29 88H28ZM34 90V92H35V95H37L38 94V92L37 91H35ZM45 90V89H44ZM154 90H153V92H154ZM160 90V89H159ZM163 90V89H162ZM250 89H248V91H249ZM41 91H43V90H41ZM40 91V92H41ZM152 91V90H151ZM182 91V89L180 90V92ZM187 91V90H186ZM235 91H236V89H235ZM33 92V93H34ZM37 92V93H36ZM44 93L45 92H47V91H43ZM48 92H49V90H48ZM148 92V91H147ZM179 92V93H180ZM188 92H189V90L187 91V95L186 96H188ZM220 92V91H219ZM150 93H152V92H150ZM157 93V92H156ZM224 93H225V91H224ZM248 93L249 92H247V94L246 95H248ZM261 93V92H260ZM50 94H52V92L50 93ZM158 94V93H157ZM206 94V93H205ZM44 95V94H43ZM42 95V96H43ZM154 95V94H153ZM159 95V94H158ZM209 95V94H208ZM229 95H231V94H229ZM228 95V96H229ZM234 95L235 94H233V98H234ZM238 95V94H237ZM251 95H252V93H251ZM18 96H19V98H18ZM31 96V95H30ZM56 96V95H55ZM52 97H53V95H52ZM150 97H152V95L150 96ZM157 97V96H156ZM155 97V98H156ZM161 97V96H160ZM179 97V96H178ZM189 97V96H188ZM194 97V96H193ZM205 97H207V96H205ZM218 97V96H217ZM44 98V97H43ZM195 98V97H194ZM193 98V99H194ZM196 98H197V96H196ZM251 98V97H250ZM249 98V99H250ZM29 99H31V97H29ZM154 99V98H153ZM156 99H159V98H156ZM206 99H208V98H206ZM205 99V100H206ZM228 99V98H227ZM237 99H239V98H237ZM26 100H28V99H26ZM36 100V99H35ZM37 100H38V98H37ZM36 100V101H37ZM112 100V101H111ZM161 100H162V98H161ZM183 100H185V99H183ZM195 100V99H194ZM229 100V99H228ZM176 101V100H175ZM175 101H173V102H175ZM225 101V100H224ZM234 101V100H233ZM239 101V100H238ZM249 101H251V99L249 100ZM39 102V101H38ZM37 102V103H38ZM114 102V101H113ZM154 102V101H153ZM187 102V101H186ZM186 102H185V104H186ZM194 102V101H193ZM237 102V101H236ZM24 103V102H23ZM158 103V102H157ZM234 103V102H233ZM239 103V102H238ZM248 103V102H247ZM43 104H44V102H43ZM113 104V103H112ZM117 104H118V102H117ZM173 104V103H172ZM221 104V103H220ZM223 104V103H222ZM225 104V103H224ZM26 105V104H25ZM126 105H124L125 107H126ZM155 105H157L156 103H155ZM179 105V104H178ZM115 106V105H114ZM118 106V105H117ZM116 106V107H117ZM142 107H143V102H142V105H141ZM187 106V105H186ZM213 106V105H212ZM236 106V105H235ZM110 107V108H111ZM116 107H113V108H116ZM123 107V106H122ZM181 107H184V106H181ZM47 108V107H46ZM198 108V107H197ZM248 108V107H247ZM205 109V108H204ZM215 109H217V107H215ZM111 110V109H110ZM136 110V109H135ZM135 110H134V112H135ZM203 110V109H202ZM207 110V109H206ZM229 110V109H228ZM242 110V109H241ZM246 110V109H245ZM46 111V110H45ZM44 111V112H45ZM116 111V110H115ZM137 111V110H136ZM185 111V110H184ZM183 110H182V112H184ZM187 111V110H186ZM234 111V110H233ZM232 111V112H233ZM43 111H42V113H44ZM107 112V111H106ZM200 112V111H199ZM204 112H206V111H204ZM204 112H201L202 114L204 113ZM248 112V111H247ZM258 112V111H257ZM46 113L48 114V112L46 111ZM46 113H44V115L45 116H47V114ZM116 113V112H115ZM200 113V116L202 115ZM262 113V112H261ZM264 113V112H263ZM118 114V113H117ZM117 114H115V116L117 115ZM138 114H140V113H138ZM138 114H136V115H138ZM247 114V113H246ZM39 115V114H38ZM69 115V116H68ZM80 115V117L78 118V116ZM173 115V114H172ZM204 115V114H203ZM202 115V117H205L206 118V114H205V116H203ZM229 115H230V117H231V114L229 113ZM52 116V115H51ZM111 116V115H110ZM260 116H261V114H260ZM262 116H263V114H262ZM261 116V117H262ZM49 117V116H48ZM133 117H135L134 115H133ZM132 117V118H133ZM174 117V116H173ZM173 117H172V119H173ZM194 117V116H193ZM221 117V116H220ZM39 118V117H38ZM41 118V117H40ZM46 118V121L47 120H49V119H47V117H45ZM52 118H53V116H52ZM116 118V117H115ZM209 118V117H208ZM207 118V119H208ZM215 118V117H214ZM226 118V117H225ZM260 117H258V119H259ZM263 118V117H262ZM86 119L88 120V122L86 121ZM90 119V120H89ZM139 119V118H138ZM137 119V120H138ZM147 119V118H146ZM171 119V120H172ZM194 119V118H193ZM244 119H246V118H244ZM40 120H42L43 121V118H41ZM63 120V121H64ZM137 120H135L134 122H136ZM169 120V119H168ZM170 120V121H171ZM263 120V119H262ZM45 121V122H46ZM51 121H52V119H51ZM115 121H116V119H115ZM126 121V120H125ZM165 121H167V120H165ZM169 121V122H170ZM173 121V120H172ZM194 121V120H193ZM219 121V120H218ZM56 122V121H55ZM66 122V121H65ZM103 122V121H102ZM113 122H114V119H113ZM138 122V121H137ZM146 122V121H145ZM168 122V123H169ZM244 122H245V120H244ZM256 122V121H255ZM52 123V122H51ZM78 123V124H77ZM187 123V122H186ZM194 123V122H193ZM230 123H231V121H230ZM246 123V122H245ZM62 124H64V123H62ZM98 124V125H97ZM101 124V123H100ZM104 124V123H103ZM106 124V123H105ZM126 124V123H125ZM155 124H156V122H155ZM235 124V123H234ZM97 125V126H96ZM239 125H240V123H239ZM251 125V124H250ZM250 125H247L248 127H250ZM53 126V125H52ZM54 126H55V124H54ZM148 126H150V125H148ZM156 126V125H155ZM221 126V125H220ZM246 126V125H245ZM252 126V125H251ZM56 127V126H55ZM100 127V126H99ZM113 127V126H112ZM128 127H129V125H128ZM139 127V126H138ZM214 127L216 128V129H214V130H217L218 128V126H216V125H214ZM243 127V126H242ZM92 128V127H91ZM130 128V127H129ZM144 128H145V125H144ZM143 128V129H144ZM186 128V127H185ZM245 128V127H244ZM252 128V127H251ZM250 128V129H251ZM253 128H254V126H253ZM252 128V129H253ZM263 128V127H262ZM131 129V128H130ZM130 129H128L129 131H127V132H130L131 130ZM146 129V128H145ZM145 129L143 130V132L145 131ZM64 130V129H63ZM76 130V129H75ZM80 130V132H78V133H76L75 135H81L80 136V140H81V137L83 136L84 137V135H82L81 134V129H79ZM78 130V131H79ZM98 130H100V129H98ZM120 130V129H119ZM208 130V129H207ZM243 130V129H242ZM244 130H246V129H244ZM243 130V131H244ZM90 131H91V129H90ZM89 131V132H90ZM122 131H125V130H122ZM136 131H137V129H136ZM165 131V130H164ZM249 131V130H248ZM261 131H262V129H261ZM60 132V131H59ZM71 132V131H70ZM69 132V133H70ZM87 132V131H86ZM89 132H87L88 134H90ZM95 132V133H96ZM104 132V131H103ZM102 132V133H103ZM107 132V131H106ZM146 132H148L147 130H146ZM167 132H168V130H167ZM203 132V131H202ZM208 132H209V130H208ZM207 132V133H208ZM215 132V131H214ZM217 132V131H216ZM215 132V133H216ZM241 134H243L242 133V131H239ZM62 133V132H61ZM68 133V134H69ZM73 133V132H72ZM80 133V134H79ZM121 134L122 133H124V132H120ZM185 133V132H184ZM204 133V132H203ZM203 133H202V135H203ZM63 134H64V132H63ZM62 134V135H63ZM152 134V133H151ZM71 135V134H70ZM98 135H99V133H98ZM97 135V133H96V136H97V138L96 139H98L99 140V137H100V135L98 136ZM124 135V134H123ZM122 135V136H123ZM138 135H140V134H138ZM183 135V134H182ZM206 135V134H205ZM228 135V134H227ZM233 135H234V133H233ZM73 136V135H72ZM91 135H89L88 137H90ZM95 136V137H96ZM119 136V135H118ZM142 136V135H141ZM141 136H140V138H141ZM150 136V135H149ZM161 136H163V135H161ZM187 136V135H186ZM214 136V133H213V135H212V137ZM21 138V140H18V138ZM87 136L85 135V137H84V139L82 138V141H81V143L83 142V144H84V141H86L87 140V138H86ZM138 137L139 136H135V138L136 139H138ZM211 137V136H210ZM72 138V137H71ZM75 137L73 136V139H74ZM77 138V137H76ZM101 138V137H100ZM115 138H116V135H115ZM202 138L203 137H201V139H200V137H199V139L201 140V141H203L202 140ZM205 138V137H204ZM206 138H207V135H206ZM206 138H205V140H206ZM214 138V137H213ZM144 139H145V137H144ZM183 139V138H182ZM233 139V138H232ZM88 140H91V138L89 139L88 138ZM128 140V139H127ZM130 140L131 141H133V139L130 137ZM130 140H128V141H130ZM237 140V139H236ZM235 140V141H236ZM263 139H261V141H262ZM76 140H74V142H75ZM78 141V140H77ZM121 141H122V139H121ZM124 141V140H123ZM122 141V144L123 145H125L124 143L125 142H123ZM128 142V146L130 147L131 145H132V142ZM140 141V140H139ZM147 141H148V139H147ZM150 141V140H149ZM207 141V140H206ZM264 141V140H263ZM57 142H60V141H57ZM66 142V141H65ZM73 142V141H72ZM89 142V141H88ZM96 141H94V143H95ZM99 142L102 144V140H99ZM109 142V141H108ZM127 142V141H126ZM205 142V141H204ZM207 142H209V141H207ZM78 143V142H77ZM110 144H111V142H109ZM117 143H119V142H117ZM131 145H130V144ZM139 142H138V140H137V144H138ZM150 142H148V144H149ZM220 143V142H219ZM101 144H99V146L101 145ZM108 144V143H107ZM106 144V145H107ZM121 144V143H120ZM122 144H121V147L119 148V149H121L122 147L123 148H125L124 146H122ZM203 144V143H202ZM58 145H60V143H58ZM61 145H63V144H61ZM72 144H70V146H71ZM78 145V144H77ZM118 145V144H117ZM117 145H115V148H117L118 146ZM158 145V144H157ZM156 145V147H158ZM204 145H206V144H204ZM239 145H240V143H239ZM66 146L68 147V145L66 144ZM109 145H107V147H108ZM117 146V147H116ZM145 146V145H144ZM149 146V148L151 147L150 145H148ZM176 146V145H175ZM222 146V145H221ZM229 146H231V145H229ZM233 146V145H232ZM60 147H62V146H60ZM67 147H65L64 146V148H66L67 149ZM72 147H74L73 145H72ZM128 147V148H129ZM171 147V146H170ZM202 147V146H201ZM205 147L206 146H203L201 149H205ZM208 147V146H207ZM206 147V148H207ZM253 147V146H252ZM257 147V146H256ZM256 147H255V150H256ZM79 148V147H78ZM89 151L92 149V148H94V145H92V146H90L89 145ZM105 148V147H104ZM159 149H160V147H158ZM172 148H174V146L172 147ZM188 148V147H187ZM240 148H242V147H240ZM60 149V148H59ZM88 148L86 147V150H87ZM98 149H99V147H98ZM97 149V150H98ZM138 149V148H137ZM171 149V148H170ZM185 149V148H184ZM192 149V148H191ZM196 149V148H195ZM194 149V150H195ZM199 149V148H198ZM208 149V148H207ZM212 149V148H211ZM234 149V148H233ZM232 149V150H233ZM259 149V148H258ZM70 150V149H69ZM72 150H74V149H72ZM106 150H108V148L106 149ZM110 150V153L109 152H107L106 151V158L107 159H109V158H111V156H109L108 157V155H107V153L109 154V155H111L112 154V151H111V149H109ZM116 150V149H115ZM124 149H121V151H123ZM140 150H142V147L140 148ZM150 150H152V149H150ZM150 150H149V152H150ZM169 150V149H168ZM189 149H187V151H188ZM243 150V149H242ZM253 149L251 148V151H252ZM65 152V151H63L62 149H60V152ZM68 151V150H67ZM76 151V150H75ZM104 151V150H103ZM102 151V152H103ZM128 151V150H127ZM126 151V153H125V156L127 157L129 154H127V153H130V151L129 152H127ZM143 151V150H142ZM141 151V152H142ZM148 151V150H147ZM160 151V150H159ZM158 151V152H159ZM171 151H172V149H171ZM196 151V150H195ZM204 151V150H203ZM205 151H207L206 149H205ZM212 151V150H211ZM220 151H221V149H220ZM230 151H231V149H230ZM86 152V151H85ZM91 152V151H90ZM90 152H88V153H90ZM95 152V151H94ZM93 152V155L96 153H94ZM124 152V151H123ZM122 152V153H123ZM157 152V151H156ZM173 153H175V149L172 151ZM171 152V153H172ZM202 152V151H201ZM237 152H238V150H237ZM68 153V152H67ZM71 153V152H70ZM69 153V154H70ZM72 153L74 154V151H72ZM87 152H86V154H88ZM134 153H135V155H136V152H133V155H134ZM147 153V152H146ZM170 153V152H169ZM184 153V152H183ZM183 153H182V155H183ZM203 153V152H202ZM201 153V154H202ZM205 153V152H204ZM207 153H208V151H207ZM251 153V152H250ZM254 153V152H253ZM60 154V153H59ZM58 154V155H59ZM62 154V153H61ZM60 154V155H61ZM75 154H77V152H75ZM74 154V155H75ZM127 154V155H126ZM179 154V153H178ZM188 154V153H187ZM190 154V153H189ZM199 154H200V152H199ZM255 154H257V152L255 153ZM64 155H65V153H64ZM64 155L62 154V158H64ZM92 155V156H93ZM105 155V154H104ZM101 156L102 158L104 157L105 158V156ZM151 155V154H150ZM149 155V156H150ZM167 155H170V154H167ZM177 155V154H176ZM191 155H193V153H191ZM223 155V154H222ZM227 155V154H226ZM240 155V154H239ZM98 156H99V153H98ZM123 156V155H122ZM147 156V155H146ZM145 156V157H146ZM199 156H201V155H199ZM205 156V155H204ZM206 156H209V155H206ZM205 156V157H206ZM211 156V155H210ZM214 156H215V154H214ZM220 156H221V152H220ZM228 156V155H227ZM230 156H232V155H230ZM229 156V157H230ZM255 156V155H254ZM82 157H85V154L83 155V156H81V158ZM163 157V156H162ZM195 157H197V156H195ZM228 157V158H229ZM239 157V156H238ZM59 158V157H58ZM93 158H95V157H93ZM98 158V157H97ZM103 158V159H104ZM159 158V157H158ZM157 158V159H158ZM163 158H165V157H163ZM163 158H161V159H163ZM167 158V157H166ZM168 158H169V160H168ZM167 158V160H168V162L170 161V156ZM176 158V157H175ZM191 158V157H190ZM193 156H192V160H193ZM198 158V157H197ZM231 158V157H230ZM233 158V157H232ZM231 158V159H232ZM237 158V157H236ZM262 158V157H261ZM65 159V158H64ZM64 159H62V160H64ZM102 159V161H100V165L98 164V162L97 161H94V162H92V164L88 167V169H87V171H86V169L84 170V172H86L85 174H87L88 175V177H91L94 173H96V172H98L99 171V169L98 168H100V171L101 170H103V171H105V168H103L104 167V165L107 167V165H106V161L105 160H103ZM160 159V158H159ZM160 159V160H161ZM212 159V158H211ZM216 159V158H215ZM225 159V158H224ZM241 159H242V157H241ZM240 159V160H241ZM263 159H264V156H263V158L261 159V161L259 160V158L258 159H256L257 161L259 160V162H257V164L258 163H261V162H263ZM11 160H16V162L18 161L19 162V164H21V166L23 167V169H22V167L21 166H19V165H17L18 166V169L17 168H15V165L14 164H12L11 166H7V164L9 163V162H11ZM100 160H101V158H100ZM110 160V159H109ZM147 161L149 160V159H146ZM165 161L164 162H166L167 160L166 159H164ZM221 160H223V158L221 157ZM220 160V158H219V161L217 160L216 162H220L221 161ZM250 160V159H249ZM20 161H21V163H20ZM65 161V160H64ZM99 161V160H98ZM108 161V160H107ZM127 161V160H126ZM184 161V160H183ZM224 161V160H223ZM230 161H232V160H230ZM236 161V160H235ZM239 161V160H238ZM252 161V160H251ZM13 162V161H12ZM62 162V161H61ZM144 162H145V160H144ZM161 162H162V160H161ZM161 162H159V161H157V163H155V164H153L154 165V170H153V172H152V175L149 177V178H146V177H144V175L142 176V177H144V178H142L143 180L145 179V180H147V181H149V182H158V183H165V184H167V185H171V187L173 186V185H175V187H176V189H177V186H180L178 183L179 182H181V180H182V177H180L179 178V180L180 181H178V185H176L175 183L174 184H170L171 182H169L168 180V178H166V177H162V178H160V175L159 174H161L162 172H165V170H164V167H163V165L165 164H162ZM190 162V161H189ZM243 162V161H242ZM117 163V162H116ZM133 163V162H132ZM167 163V162H166ZM176 163V162H175ZM212 163V164H211ZM217 163V164H218ZM232 163V162H231ZM239 163H240V167H239ZM264 163V162H263ZM18 164V163H17ZM112 164V163H111ZM110 164V165H111ZM136 164V163H135ZM144 163H142V165H143ZM221 164H224V163H221ZM62 165V164H61ZM129 165V164H128ZM140 165V167L139 168H141V167H143L141 164H139ZM183 165V166H184ZM253 165H254V163H253ZM6 166V167H5ZM174 166H177V165H174ZM182 166V167H183ZM228 166H229V164H228ZM245 166V165H244ZM244 166H243V168H244ZM250 166V165H249ZM62 167V166H61ZM73 167H75V165H73ZM116 167V166H115ZM133 167H134V165H133ZM219 168V164H218V166H216V168ZM221 167V166H220ZM227 167V166H226ZM257 167H258V165H257ZM76 168V167H75ZM85 168V167H84ZM227 168V169H228ZM238 168H240L239 170H238ZM242 168V169H243ZM252 168V167H251ZM251 168L249 167V169L251 170ZM73 169V168H72ZM77 169V168H76ZM107 169H109V168H107ZM116 169V168H115ZM224 169H225V167H224ZM121 170V169H120ZM132 170H133V168H132ZM200 170H204L205 171V175H204V177H200V178H198V181H196V178L194 177V174H195V171H200ZM214 170H215V168H214ZM218 170H220V169H218ZM217 170V171H218ZM226 170V169H225ZM244 170H245V168H244ZM243 170V171H244ZM249 170V171H250ZM113 171V170H112ZM115 171V170H114ZM113 171V172H114ZM136 171V170H135ZM221 171H222V169H221ZM227 171V170H226ZM73 172V171H72ZM106 172V173H105ZM104 172V174L102 173L101 174V176H103V177H105V176H108L107 175V173L109 174V172H108V170L107 171H105ZM112 172V173H113ZM133 173H134V171H133ZM156 173V174H155ZM220 173H222V172H220ZM120 174V173H119ZM105 175V176H104ZM131 175L132 174H130L129 176L131 177ZM200 175V174H199ZM217 175V174H216ZM214 176V174H212V176H214L215 177V179L217 178V176ZM118 176V175H117ZM86 177V176H85ZM119 177V176H118ZM118 177H116L115 176V178H118ZM127 177L128 176H126V180H127ZM218 177V178H219ZM77 179V180H74V179ZM100 178V177H99ZM102 178V177H101ZM100 178V182H102V181H104L103 180V178L101 179ZM114 178V177H113ZM132 178H133V175H132V177H131V182H133L132 181ZM217 178V179H218ZM105 179V178H104ZM119 179V178H118ZM99 180V179H98ZM120 180V179H119ZM135 180V179H134ZM144 180V181H145ZM170 180H172V178L170 179ZM5 181V180H4ZM110 181V180H109ZM136 181V180H135ZM81 182H82V184H81ZM87 182V181H86ZM121 182H123V181H121ZM146 182V181H145ZM186 182V181H185ZM185 182H181L182 184L183 183H185ZM97 182L95 181V184H96ZM99 183V182H98ZM118 183H120V181L118 182ZM87 184V183H86ZM101 184H103V183H101ZM100 184V185H101ZM10 185H11V183H10ZM98 185V184H97ZM96 185V186H97ZM104 185V184H103ZM120 185V184H119ZM119 185L117 186L118 188H119ZM134 185H135V183H134ZM156 185V184H155ZM213 185H243L242 186V189H243V192H241L240 194L241 195H235V197L233 198L232 196H230L231 194L228 192V191H221V190H219V188H215V187H213ZM250 185H253V189L250 187ZM67 186V187H66ZM87 186V185H86ZM132 186H133V184H131L130 185V187L132 188ZM25 187V186H24ZM101 187H103V186H101ZM108 187V186H107ZM112 187H114V186H112ZM126 187V186H125ZM129 187V188H130ZM135 187V186H134ZM138 187H141V186H139L138 185ZM168 187V186H167ZM170 187V186H169ZM169 188L168 190L169 191H173V188H175L174 186L172 187V188ZM234 187V186H233ZM236 187V186H235ZM234 187V188H235ZM262 186H260L259 187V189L261 188ZM23 187H21L20 189H22ZM26 188V187H25ZM28 188V187H27ZM98 188H100V187H98ZM97 188V189H98ZM105 188V187H104ZM129 188H128V190H129ZM142 188V187H141ZM148 188V187H147ZM228 188H229V186H228ZM233 188V190H235ZM262 188H264V187H262ZM29 189V188H28ZM127 189V188H126ZM140 189V188H139ZM138 189V190H139ZM157 189V188H156ZM172 189V190H171ZM178 189H179V187H178ZM230 189V188H229ZM75 191V192H77L79 195H81V196H76V194L73 192V191ZM100 190L102 191V189L100 188ZM124 190V189H123ZM127 190V191H128ZM153 190V189H152ZM232 190V191H233ZM25 191V190H24ZM105 192L107 191L106 189L104 190ZM119 191V190H118ZM141 191L142 192H144L142 189H141ZM179 191V190H178ZM187 191V190H186ZM213 191H215V193H216V198L215 199H213L212 201H205L206 199V197H207V195L209 194V193H211V192H213ZM236 191V190H235ZM235 191L234 192H232V193H235ZM100 192V191H99ZM103 192V191H102ZM101 192V193H102ZM126 192V191H125ZM130 192V191H129ZM132 192H134V191H132ZM136 192V191H135ZM161 192V191H160ZM170 192V193H171ZM22 193V192H21ZM46 193H49V194H51L52 196H53V198L51 199L52 200V203L53 204H51V203H48V202H46V199L47 198H45L46 197ZM106 193H108V192H106ZM106 193H105V195H106ZM111 193H113V191L111 192ZM124 193V192H123ZM131 193V192H130ZM157 193V192H156ZM140 193H138V195H139ZM180 194V193H179ZM119 195V194H118ZM157 195V194H156ZM233 195V194H232ZM123 196H126V195H123ZM133 196H134V194H133ZM84 197V198H83ZM154 197V196H153ZM156 197V196H155ZM233 198V200H232V198ZM175 198V197H174ZM143 199V200H142ZM162 199V198H161ZM160 199V200H161ZM210 199V198H209ZM49 200V199H48ZM156 200V199H155ZM50 201V200H49ZM171 202V201H170ZM169 202V203H170ZM206 202V203H205ZM169 205H171V204H169ZM75 208H78V210H76ZM37 210H41L40 212L39 211H37ZM164 211V212H166V216H163V215H165V214H163V215H160L159 213H158V211ZM82 211H84V213L82 212ZM242 211V212H241ZM37 212V213H36ZM39 212V213H38ZM244 212V213H243ZM247 212V211H246ZM99 214V215H100ZM162 214V213H161ZM239 213H237V211H236V215H238ZM247 214V215H246ZM102 215H100V217H102ZM223 216V217H224ZM228 216V218H226ZM239 216V215H238ZM215 217V216H214ZM221 217V216H220ZM219 217V218H220ZM253 218V217H252ZM209 219V218H208ZM222 220H223V218H221ZM252 220V219H251ZM256 220V219H255ZM254 220V221H255ZM258 219H257V221H259ZM230 221V220H229ZM232 221V220H231ZM246 221V220H245ZM216 222V221H215ZM225 222H223V223H220V225L222 224V226L225 224ZM157 223V222H156ZM232 224H233V221L231 222ZM19 224V223H18ZM40 224V223H39ZM226 224L224 225V226H226ZM232 224H231V227H232ZM256 224H257V222H256ZM261 224H263V223H261ZM261 224H259V222H258V225L259 226H261ZM12 225V224H11ZM151 225H154V223H151ZM230 225V224H229ZM258 225H256V226H258ZM0 226H1V224H0ZM19 226H22V227H25V226H23V225H21V224H19ZM223 226V227H224ZM247 226H249V225H247ZM263 226V225H262ZM262 226H261V232H263V228H262ZM14 227V226H13ZM44 227V228H43ZM65 227H67L66 228V231H63V229L65 228ZM221 227V226H220ZM242 227V226H241ZM253 227H254V225H253ZM25 228H27V227H25ZM160 229H165V228H167V230H171L170 228H168V227H159ZM209 228V227H208ZM248 228V227H247ZM255 228V227H254ZM28 229V228H27ZM263 229V230H262ZM30 230V229H29ZM130 230V229H129ZM205 231V232H204ZM129 232H131V233H129ZM128 232V234H130L129 235V237H132V235H134V232L135 231H132V230H130ZM180 234H185V233H180ZM135 236V235H134ZM181 236H183V235H179V234H176V235H172V234H165V235H163V232L161 233V236L157 233V237H158V239H152V238H156V237H151V239H149V240H144L143 238H138V239H140L141 240V242L144 244V248H146V249H151L150 247H152V248H154L155 249V247L157 248V249H159V251L161 250V252L163 251V252H166V253H168L169 254V252L168 251H171V256L176 260V252H178V251H180L179 249H175V248H182V246H180V245H177L175 242H177V243H179L181 240H177L178 238H180ZM22 240V239H21ZM24 240V239H23ZM26 240V239H25ZM176 240V241H175ZM16 241H18V240H16ZM50 241H53L52 239H50ZM23 243V242H22ZM53 243V242H52ZM113 244H115V245H121V246H123L124 248V250H129V251H137L138 250V247L135 245V244H133V243H131L130 241H128V240H123V239H121V240H116V241H113ZM59 245H61L62 247H65V249L64 248H61V246H56V245H53V244H50V246H52V247H54V248H57V249H60L61 251H64V252H70L73 248H70L69 246H66V245H64V244H59ZM109 245H112V244H109ZM109 245H107V246H109ZM205 245V244H204ZM214 245V246H215ZM104 247H106V246H104V245H101L100 246V252H101V257H102V259H101V263H103V264H113V261L112 262H110V260H109V258H110V256L112 255V254H109V253H107L105 250H104ZM106 249V248H105ZM67 250V251H66ZM107 251H109V250H107ZM176 251V252H175ZM86 252H88V251H86ZM90 252V251H89ZM118 252V251H117ZM121 252V251H120ZM126 252V251H125ZM127 253H129L128 255H121L122 256V258H118V259H116V260H118L119 262H115L114 264H134V263H141V264H158V263H156V262H154V261H152V260H150V259H148V258H152V259H155V260H157V261H159L158 259H156V258H154L152 255H150V254H143V253H141V252H139V253H135V252H133V253H130V252H127ZM91 254V253H90ZM93 254V253H92ZM95 254V253H94ZM133 254V255H132ZM89 255V254H88ZM96 255V254H95ZM110 255V256H109ZM91 256V255H90ZM97 256V255H96ZM96 258V257H95ZM161 262V261H160ZM162 263V262H161ZM163 264V263H162Z\"/></svg>", "mask_w": 264, "mask_h": 264}, {"label": "water", "instance_id": "water-1", "mask_svg": "<svg viewBox=\"0 0 264 264\" xmlns=\"http://www.w3.org/2000/svg\"><path fill=\"white\" fill-rule=\"evenodd\" d=\"M18 140H21V138L19 137ZM11 163L14 165L21 166V164H19L18 161L16 162V160H11ZM20 163H21V161H20ZM22 169H23V167H22ZM12 183L17 184L16 182H12ZM19 185H22V184H19ZM36 186L37 185H35V187ZM73 192L76 194V196L77 195L81 196L77 192H75V191H73ZM46 194H47L46 196H48L50 199L53 198V196L51 194H49V193H46ZM86 202L91 204L95 208L94 212H98V210H99V211H103L106 213L103 215L100 213L88 214V215H86L87 216V219H86V218L82 217V215H79L76 212H72L73 215L77 218L78 223H80L83 226H86L88 223L91 222V219L94 215L96 217V220H98L99 222H103L106 224L107 223H113L114 219L116 218L115 216L117 215L118 218L120 219V221L124 222L123 226H120L121 228H119L121 230L120 231H118L116 229L115 230H113V229L103 230L102 235L99 236V238L97 240L98 242L94 246H90V244H88V243H80V244H76V245L71 244V246H70V244H68L64 240H62L61 237L57 233L50 232V231H42V230L40 231L38 228H32L31 226H27V225L23 224V223H25L23 221H17V223L28 228V229L27 228H25V229H27L28 231H30L33 234L32 238H31L32 240L41 241L43 243H48V244H53V245H56L58 247L61 246V245H59L61 243V244H64L66 246H69L70 248H73L72 250H78V249L79 250H87V251L95 253L98 256V259L96 260V262L98 264H103V263H101L102 257H101V252H100V246L101 245L107 246L109 244H113V241L121 240V239L128 240L138 247L137 251L126 250L127 252H130V253L141 252L143 254H150L154 258L161 261L163 264H223L220 259H218L217 260L218 263H216L214 260V256H217L218 254L227 253L228 251L233 250L229 246L217 247V245H215V244H214L215 245L214 246L213 244L209 243L206 240V238L195 233L194 231L189 230L188 228H185V227H180L174 223H171V222H168L165 220H161L159 218L144 215V214H141L139 212L128 210L125 208H120V207H117V206H114L111 204H107V203H104L101 201L93 200L91 198H87ZM3 205L4 204L0 203L1 208L8 209V210L11 209L10 207L4 208ZM12 206L17 207L18 211L21 213H28V214H34L35 213V211L20 207L16 204H12ZM75 209L78 210V208H75ZM37 211L40 212L41 210H37ZM82 212L84 213V211H82ZM99 214L102 215V217H100ZM151 223H154V225H151ZM91 226H95V225L91 222ZM159 227H168L171 230L169 231V230H167V228L160 229ZM22 228H24V227H22ZM66 228L67 227H65L63 229V231H66ZM129 229L132 231H135L134 232L135 236L132 235V237H129V235H130V234H128V232L130 231ZM162 232H163V235H165V234L183 235L177 239V240H181L179 243L175 242L177 245L182 246V248H175V249L180 250L178 252L175 251L176 256H177L176 260L171 256V251H168L169 252V254H168V253L163 252V251L161 252V250L159 251V249H157L156 247H155V249L152 247H150L151 249H146L143 247L144 244L141 242V240L138 239V238H143L144 240H149V239H151V237H156V238H152V239H158L157 233L161 236ZM129 233H131V232H129ZM180 233H185V234H180ZM206 233L211 238H214L215 240L218 239L217 235H215L211 232H206ZM50 239H52L53 241H50ZM229 241L232 242L231 240H229ZM236 243L240 244L239 242H236ZM61 248L65 249V247H62V246H61Z\"/></svg>", "mask_w": 264, "mask_h": 264}, {"label": "flooded vegetation", "instance_id": "flooded-vegetation-1", "mask_svg": "<svg viewBox=\"0 0 264 264\" xmlns=\"http://www.w3.org/2000/svg\"><path fill=\"white\" fill-rule=\"evenodd\" d=\"M12 164H10V163H8L7 164V166H11ZM0 176H2V174H1V171H0ZM2 179H3V182H4V184H5V186L7 187V188H9V186H10V190H14V192H19V194H25V193H27L28 191H30V189H31V191H33L34 190V187L33 186H28V188L26 187V188H24L23 187V190H18L15 186H13L12 184L10 185V183L9 182H7V180L4 178V177H2ZM5 180V181H4ZM25 190V191H24ZM22 192V193H21ZM45 198H47L46 199V202H48V203H51V204H53L52 203V200L48 197V196H46ZM50 201H49V200ZM0 214L1 215H3V213L1 212V210H0ZM14 216V218L16 219V221H23V222H26V223H32V224H37V225H41L42 223L41 222H38L37 220H34V219H32V218H27V217H25V216H23L22 214H20V213H18V214H14L13 215ZM39 216V215H38ZM38 218H40V216L38 217ZM37 218V219H38ZM3 223V222H2ZM5 223V222H4ZM40 223V224H39ZM221 242V241H220ZM224 243H227V242H224ZM122 248H123V246H121ZM104 250H106L105 248H104ZM78 252H80V253H82V254H84L85 253V251H82V250H77ZM148 259H150V260H152V261H154V262H156V263H158V264H161L159 261H157V260H155V259H152V258H148Z\"/></svg>", "mask_w": 264, "mask_h": 264}]
</instances>
